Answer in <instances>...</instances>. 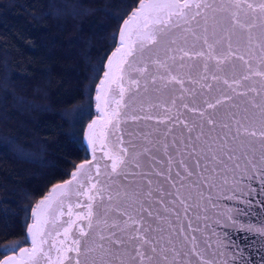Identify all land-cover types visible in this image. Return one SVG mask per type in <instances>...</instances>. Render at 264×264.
<instances>
[{"label":"snow or ice","instance_id":"1","mask_svg":"<svg viewBox=\"0 0 264 264\" xmlns=\"http://www.w3.org/2000/svg\"><path fill=\"white\" fill-rule=\"evenodd\" d=\"M138 4L122 22L119 46L107 58L96 91L99 115L88 124L86 135L91 159L77 165L70 179L54 185L35 204L26 234L30 247L12 245V255L0 249V264H190L183 244L178 248L173 239L178 233L170 221L157 215L153 226L145 220L144 212L153 217L144 203L152 192L144 193L128 178L151 175L141 170L140 159L151 149L130 151L129 146H136L132 140L125 143L121 128L129 122L164 124L165 136L172 130L169 121L186 129L187 135L180 137L182 147L173 140L184 176L176 172L181 184L172 182L171 201L183 205L185 213L188 205L180 188L193 175L185 155L196 157V168L203 158L204 168L211 164L213 172L216 165L227 168L226 161L238 169L241 158L255 170L257 153L264 166V0ZM186 82L199 85V90L185 87ZM177 100L191 114L190 122L181 118ZM150 135L145 133L144 139L152 144ZM163 148L165 178L171 180L174 157L167 143ZM256 231L264 232V226ZM183 232L180 227L179 234ZM195 240L191 237V253L201 264H212L197 251Z\"/></svg>","mask_w":264,"mask_h":264},{"label":"trees","instance_id":"2","mask_svg":"<svg viewBox=\"0 0 264 264\" xmlns=\"http://www.w3.org/2000/svg\"><path fill=\"white\" fill-rule=\"evenodd\" d=\"M137 3L0 0V249L28 244L33 204L88 157L94 86Z\"/></svg>","mask_w":264,"mask_h":264},{"label":"water","instance_id":"3","mask_svg":"<svg viewBox=\"0 0 264 264\" xmlns=\"http://www.w3.org/2000/svg\"><path fill=\"white\" fill-rule=\"evenodd\" d=\"M138 6L139 4L137 3L132 11ZM132 11L123 20H126ZM122 26L123 23L120 24L117 30V44L105 59L104 71L107 70V58L119 46L118 37ZM101 79H103V73L94 86L95 91L92 98L95 116L85 124L82 134V142L86 147L88 157L76 163L75 168L70 171L65 180L51 185L44 196L48 194L54 185L62 184L70 179L71 173L75 171L77 165L91 159V149L87 145L86 140L87 126L99 115L96 111V91ZM185 87L199 90V85H192L187 82ZM191 99V97H185L186 102L190 104ZM240 99L242 98H237L238 101ZM180 104L181 101L177 100V109L183 114L181 118L190 122L191 114L180 108ZM168 125L172 130L166 136V126L164 124H156L155 121L141 120L121 125L124 130L125 143L127 144L128 140H132L136 146L135 148L129 146L130 151L143 152L145 147L151 149L149 153L140 157L141 170L149 172L151 175L147 177L129 176L128 178L129 181L134 182L133 186L139 184L144 193L149 190L152 192L151 198L144 197V203L145 207L153 213V217H148L147 212H144L145 220L148 223H152L153 226L158 223L155 219L157 215L170 221L178 233V235L173 236V239L177 241L178 248L181 243L183 244V250L189 253V256L185 259L190 260V264H201L199 257L191 253V237L193 236L196 238L197 251L205 260L211 261L212 264H264V232L256 231V229L264 226V166L259 163V153H257L254 160L257 165L255 170L241 158L236 161V163L240 164V168L237 169L233 162L226 161L227 168L223 165H216L215 172L212 171L214 166L211 164H209L207 169L204 168L205 160L203 158L200 160L201 167L196 168V157L185 155L183 157L185 164L193 172L191 177H187L182 181L184 186L180 188L181 198L188 205L185 213L183 205L179 204V202L173 204L171 201L175 198V189L172 187V182H176L177 187H180L181 184L176 172L180 171L181 176H184L183 167L178 163L181 155L176 151V147L173 146V140H176L177 147H182L180 137L182 133L186 136L187 132L182 124L174 121H169ZM129 133L133 135H129ZM145 133H151L148 139L153 141L152 144L147 143L144 139ZM164 143L168 144V153L174 157L171 180L165 178L167 175V156L163 148ZM100 155L101 153L97 152V157ZM151 157L155 159H151ZM103 163L105 161H101V164ZM130 171L140 170L130 169ZM156 172L164 173V175H156ZM225 178H227V183H225ZM148 180L152 181L151 185L148 184ZM121 181L127 183V181H123V178H121ZM168 193H173V195H168ZM44 196L40 197L36 203L43 199ZM36 203L33 204V207ZM165 208L169 209V211H165ZM176 213H179V220H177ZM29 221L27 226L32 223L31 212ZM189 223L191 227H189ZM27 226L25 229L26 234ZM163 227L166 229L165 234L167 235V223H164ZM180 227L184 229L183 234H179ZM184 236L189 239L185 241ZM27 243L24 246L30 247L28 239ZM12 254L9 253V255ZM1 259H4V256Z\"/></svg>","mask_w":264,"mask_h":264}]
</instances>
